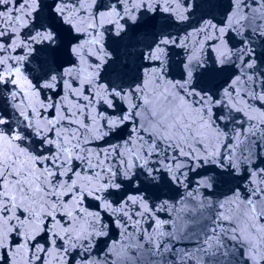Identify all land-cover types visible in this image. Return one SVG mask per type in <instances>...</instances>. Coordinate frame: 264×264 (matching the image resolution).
Instances as JSON below:
<instances>
[{
	"label": "snow or ice",
	"instance_id": "snow-or-ice-1",
	"mask_svg": "<svg viewBox=\"0 0 264 264\" xmlns=\"http://www.w3.org/2000/svg\"><path fill=\"white\" fill-rule=\"evenodd\" d=\"M146 254L264 264V0H0V264Z\"/></svg>",
	"mask_w": 264,
	"mask_h": 264
},
{
	"label": "water",
	"instance_id": "water-1",
	"mask_svg": "<svg viewBox=\"0 0 264 264\" xmlns=\"http://www.w3.org/2000/svg\"><path fill=\"white\" fill-rule=\"evenodd\" d=\"M201 10H206L203 6L201 8ZM257 51H261V49L258 47L257 48ZM174 243V246L176 248H184V247H187L189 250H191V248L193 247V245L187 241V240H183V241H175L173 242ZM147 247H149L148 245L145 246V251L147 249ZM164 259H167V260H171V259H174V257H170L167 253L164 254ZM139 264H163V260L161 259L160 256H154V255H145L140 261H139Z\"/></svg>",
	"mask_w": 264,
	"mask_h": 264
}]
</instances>
